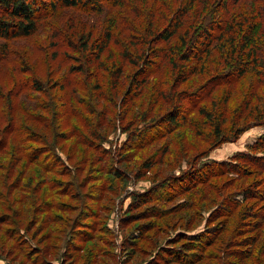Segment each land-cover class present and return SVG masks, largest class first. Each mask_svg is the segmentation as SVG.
I'll use <instances>...</instances> for the list:
<instances>
[{"label":"rangeland","instance_id":"1","mask_svg":"<svg viewBox=\"0 0 264 264\" xmlns=\"http://www.w3.org/2000/svg\"><path fill=\"white\" fill-rule=\"evenodd\" d=\"M48 9L0 37V264H264V118L215 144L192 123L254 79L175 81L132 14Z\"/></svg>","mask_w":264,"mask_h":264},{"label":"trees","instance_id":"2","mask_svg":"<svg viewBox=\"0 0 264 264\" xmlns=\"http://www.w3.org/2000/svg\"><path fill=\"white\" fill-rule=\"evenodd\" d=\"M46 7L48 10L71 7L92 12L112 11L110 18L132 14L137 22L135 30L143 36L139 43L141 50L164 43L160 50H166L164 56L171 66L169 71L176 75L175 81L188 80L203 70L202 67L204 73L211 75L200 86H209V89L213 86L214 91L215 85L243 82L252 77L257 83L250 84L236 106L228 105L231 93L225 89L221 97L212 98L211 107L201 104L199 110L205 118L192 123L198 128L196 133L213 135V140H217L214 144L224 140V124L230 122L229 130H233L245 111L248 115L255 113V119L264 118V0H0V37L33 34L39 20L48 15ZM162 21H166L165 26L159 25ZM107 32L109 35L97 42L98 50H104L112 39L111 29ZM140 83L142 78L136 85ZM217 92L216 88V95ZM158 95L171 101L165 90ZM178 110L179 114L173 116L168 112L167 120L177 123V116L182 114L181 108ZM200 124L209 125V130L203 132ZM160 125L161 122L153 126L156 134H150L154 135L150 138L156 139V127ZM235 131L234 137L239 133L238 128ZM147 132L144 130L142 134ZM210 173L193 177L199 180Z\"/></svg>","mask_w":264,"mask_h":264}]
</instances>
